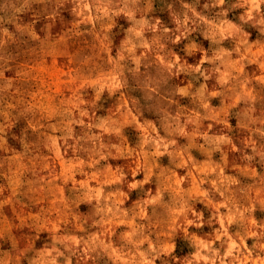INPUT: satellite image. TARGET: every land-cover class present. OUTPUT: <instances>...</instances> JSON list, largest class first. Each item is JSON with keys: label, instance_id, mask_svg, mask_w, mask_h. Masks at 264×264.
<instances>
[{"label": "rangeland", "instance_id": "374dc122", "mask_svg": "<svg viewBox=\"0 0 264 264\" xmlns=\"http://www.w3.org/2000/svg\"><path fill=\"white\" fill-rule=\"evenodd\" d=\"M0 264H264V0H0Z\"/></svg>", "mask_w": 264, "mask_h": 264}]
</instances>
